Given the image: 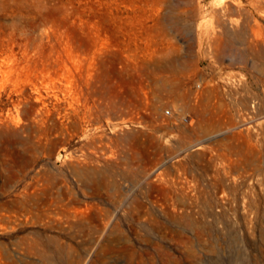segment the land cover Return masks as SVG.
<instances>
[{
    "label": "rangeland",
    "instance_id": "374dc122",
    "mask_svg": "<svg viewBox=\"0 0 264 264\" xmlns=\"http://www.w3.org/2000/svg\"><path fill=\"white\" fill-rule=\"evenodd\" d=\"M0 264H264V0H0Z\"/></svg>",
    "mask_w": 264,
    "mask_h": 264
},
{
    "label": "bare ground",
    "instance_id": "6f19581e",
    "mask_svg": "<svg viewBox=\"0 0 264 264\" xmlns=\"http://www.w3.org/2000/svg\"><path fill=\"white\" fill-rule=\"evenodd\" d=\"M225 20H226L225 18L222 19L223 26H228L229 25L230 27H233V23L235 22L233 19H229L228 21L227 20L225 21ZM237 38H238V35H236L234 33H231L230 34V38H229V44L232 43ZM64 65L66 66L65 68H68V66H69L68 62H65ZM66 70L67 71L64 73V75H62V78L66 82V84L69 85V84H71L73 82V75H72L71 71H69L68 69H66Z\"/></svg>",
    "mask_w": 264,
    "mask_h": 264
},
{
    "label": "built area",
    "instance_id": "2783aa9c",
    "mask_svg": "<svg viewBox=\"0 0 264 264\" xmlns=\"http://www.w3.org/2000/svg\"><path fill=\"white\" fill-rule=\"evenodd\" d=\"M198 86H200V85H198ZM165 113H166V114H169L170 112H169V110H165Z\"/></svg>",
    "mask_w": 264,
    "mask_h": 264
}]
</instances>
